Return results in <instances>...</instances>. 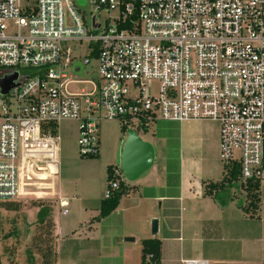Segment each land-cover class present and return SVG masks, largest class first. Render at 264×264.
<instances>
[{
  "label": "built area",
  "instance_id": "1",
  "mask_svg": "<svg viewBox=\"0 0 264 264\" xmlns=\"http://www.w3.org/2000/svg\"><path fill=\"white\" fill-rule=\"evenodd\" d=\"M90 3L105 16L98 31L73 0H0V69L18 74L17 86L0 96V203L21 195L28 158L48 159L49 175L57 174L49 124L62 120L80 123L85 158L100 154L102 120L137 133L161 121L214 122L221 161L237 163L241 182L263 183L264 0ZM70 42H87L90 55L98 50L97 83L65 74ZM153 82L157 96L147 88ZM82 83L92 89L69 90ZM118 176L125 182L117 169ZM118 188L111 180L104 199Z\"/></svg>",
  "mask_w": 264,
  "mask_h": 264
},
{
  "label": "rangeland",
  "instance_id": "2",
  "mask_svg": "<svg viewBox=\"0 0 264 264\" xmlns=\"http://www.w3.org/2000/svg\"><path fill=\"white\" fill-rule=\"evenodd\" d=\"M73 2L89 26L94 18V31H98L105 16L98 17L90 0ZM66 47L70 63L65 67V74L73 80L97 83L99 63L90 55L88 43L70 42ZM86 61L88 65H84ZM9 73L11 71L0 69V85ZM158 87V82L147 85L153 96H157ZM81 89L91 90L92 86L82 83L69 87L71 92ZM136 92L134 90L132 94ZM79 125L78 121H59L55 136L59 148L55 164L57 189L70 202V207L60 208L58 190L47 169L52 162L44 157L28 158L21 171V195L13 201L18 203L19 211H6L0 205V264H29L26 251L34 239L43 235L37 224L40 203L52 208L51 217L56 223L52 244L57 264H141L142 241L150 238L163 241L162 264H184L186 259L204 258L224 260L227 264H246L243 255L248 250L247 242L254 238L260 226L244 211L248 204L245 192L239 184L234 185L225 197L228 202L223 207L215 199L204 196V181L220 180L224 167L216 123L161 121L146 132H138L142 140L153 146L154 164L134 182L127 181L122 175L130 191L117 209L105 218H100V204L108 186L107 169L110 166L120 168L127 136L121 132L123 124L120 120L100 121V154L93 159L85 158L78 148ZM187 176L195 179L193 188L197 191L198 202L190 203L184 198L183 216L180 218L178 209L174 208L168 213L171 219L164 225L167 203L159 197L175 196L178 200V195L186 196L188 188L181 177ZM259 187V214L264 222V182ZM197 215L202 219L198 220ZM153 220L160 225L156 235L152 234ZM69 240H76L74 245L79 248L78 253L76 255L71 248V255L63 258L62 248ZM33 255L36 264H41L36 249H33ZM72 255L76 256L73 258Z\"/></svg>",
  "mask_w": 264,
  "mask_h": 264
},
{
  "label": "trees",
  "instance_id": "3",
  "mask_svg": "<svg viewBox=\"0 0 264 264\" xmlns=\"http://www.w3.org/2000/svg\"><path fill=\"white\" fill-rule=\"evenodd\" d=\"M98 50L95 49L91 56L97 58ZM33 73V72H32ZM49 129L51 135L54 137L57 134V123L49 124ZM129 130L128 126L122 125L121 132L123 134H127ZM145 132L147 130H144ZM140 132V131H138ZM99 156V155H98ZM98 156L91 157L96 158ZM121 171L118 166H110L107 169V180L108 184L111 180L115 179L119 181V188L112 192L110 198L103 199L100 204V218H105L113 213L120 204L121 199L127 195L130 191V187L125 184L121 180V177H114L115 170ZM223 169V177L219 182H204V196L215 199L216 202L220 204V206H225L227 204L228 198H225L229 193V190L234 187V185L239 184L240 188L245 192L247 197V206L244 207V211L251 220H260V187L258 183L254 181L241 182L239 176V166L237 163H229L224 164ZM108 188V186H107ZM0 205L6 211H19L20 207L17 202L7 201L1 202ZM39 212L37 214V224L43 230V235L38 236V238L34 239L29 248L26 251L29 264H36L35 257L33 255V249H36L37 253L41 257V264H57V256L56 252L53 248V240L52 233L55 228V224L51 217L52 208L50 205H45L44 203H40ZM1 227V224H0ZM14 236V235H10ZM76 240H69L64 243L62 249V257L64 258L67 255H71L73 248L74 252L78 253V247L75 244ZM69 245V246H68ZM142 251H141V264H162V241L157 238L145 239L142 241ZM68 247V249H67ZM67 249V250H66ZM70 250V252H69ZM76 255H72L73 258ZM261 264H264L262 262Z\"/></svg>",
  "mask_w": 264,
  "mask_h": 264
},
{
  "label": "water",
  "instance_id": "4",
  "mask_svg": "<svg viewBox=\"0 0 264 264\" xmlns=\"http://www.w3.org/2000/svg\"><path fill=\"white\" fill-rule=\"evenodd\" d=\"M86 61L84 65H88ZM18 74H10L3 77L0 85L2 95H6L17 84ZM126 141L123 146L120 156V171L127 181L134 182L146 173L154 164L155 151L153 146L142 140L134 129H129L126 134ZM158 221L152 222V234L158 233ZM127 242H132L133 239H126Z\"/></svg>",
  "mask_w": 264,
  "mask_h": 264
},
{
  "label": "crops",
  "instance_id": "5",
  "mask_svg": "<svg viewBox=\"0 0 264 264\" xmlns=\"http://www.w3.org/2000/svg\"><path fill=\"white\" fill-rule=\"evenodd\" d=\"M216 144L218 147V143H216ZM51 167H52L53 171L57 170V174H58V169H55L54 165H52ZM57 174L54 176V178H53L54 180L52 182V184L56 187V189H57V177H56ZM222 177H223V169H222L221 179H222ZM188 178H189V176L183 177V178L181 177L182 182L185 185H187V188H188L186 196H182L180 194V195H178V200H177V197H175V196L170 197L168 195H162L161 197H159V199H163L167 203V214L163 217L164 221H165L164 225L167 224L169 222V220L171 219V216L168 213L171 210H173L174 208L178 209L180 218L183 216V212H184L183 204L185 203L184 198L186 200H188V202H190V203L196 204L198 202L197 191H196V189L193 188V185L195 184L194 183L195 179L194 178L188 179ZM42 179L44 180L45 177H43ZM220 180H218V181L209 180L206 182L216 183V182H219ZM58 199H65L59 190H58ZM172 199H174V202H175L174 204H172ZM153 200H155V198ZM197 218H198V220L202 219V217H200L199 215H197ZM251 221H254V220H251ZM256 223L257 224L259 223L258 226H260V227H258V231L255 234L254 238L250 239L247 242L248 244L246 243L247 244L246 248H248V250L243 255V257H244L243 260H244V263H246V264H261L262 262H264V222L260 218V220H256ZM159 224H160V221H159ZM159 231H160V225H159L158 232ZM201 242H202V240H201ZM162 247H163V241H162ZM199 251H200V254H202L200 249H199ZM231 251H232V249H231ZM240 251H241V248H240ZM210 262L212 264H227L224 260H222V261H214V260L209 261L207 258L200 259V260H196V259L184 260V264H211Z\"/></svg>",
  "mask_w": 264,
  "mask_h": 264
}]
</instances>
